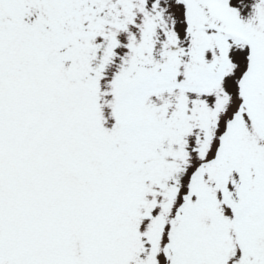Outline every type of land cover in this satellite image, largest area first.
Listing matches in <instances>:
<instances>
[{"label":"snow or ice","instance_id":"obj_1","mask_svg":"<svg viewBox=\"0 0 264 264\" xmlns=\"http://www.w3.org/2000/svg\"><path fill=\"white\" fill-rule=\"evenodd\" d=\"M0 264H264V0H0Z\"/></svg>","mask_w":264,"mask_h":264}]
</instances>
